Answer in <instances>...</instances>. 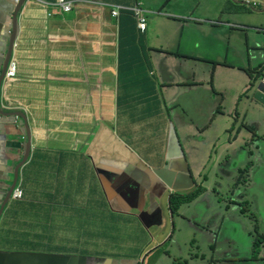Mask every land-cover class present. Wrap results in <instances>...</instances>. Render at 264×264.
I'll return each instance as SVG.
<instances>
[{
  "label": "crops",
  "instance_id": "obj_1",
  "mask_svg": "<svg viewBox=\"0 0 264 264\" xmlns=\"http://www.w3.org/2000/svg\"><path fill=\"white\" fill-rule=\"evenodd\" d=\"M70 1L63 13L56 0H26L15 18L14 0H0V72L8 26L17 31L16 75L3 78L0 109L25 114L27 124L0 115V236L13 246L0 250V264H21L13 253L48 255V264H162L150 259L173 236L169 199L193 194L207 159L224 147L220 139L241 123L237 92L248 81L260 80L253 100L264 110V75L247 74L264 66V44L249 53L243 43L264 26V0H249L257 8L235 0ZM112 6L148 11L145 33L130 10L113 18ZM221 16L236 21L216 24ZM245 20L248 29L240 26ZM209 61L238 66L245 84L223 88V73ZM28 139L30 157L18 172L22 198L5 201ZM243 161L240 151L235 162ZM177 219L189 233L192 262L199 258L189 253L198 245L194 223Z\"/></svg>",
  "mask_w": 264,
  "mask_h": 264
},
{
  "label": "rangeland",
  "instance_id": "obj_2",
  "mask_svg": "<svg viewBox=\"0 0 264 264\" xmlns=\"http://www.w3.org/2000/svg\"><path fill=\"white\" fill-rule=\"evenodd\" d=\"M198 2L201 6L205 4L204 0ZM225 19L224 16H221V21L215 19V22L216 24H220L219 22L233 24L236 21V17ZM240 24L246 29L250 26L246 20ZM216 26L223 27L222 25ZM257 29L258 32H254V35H249V38L243 41V43H247L249 53L256 43L262 41L264 44V26L257 27ZM231 43H235L233 39ZM229 63L209 61L206 63V67H209L214 73H223V88L228 84H232L233 87L243 86L246 82L243 80L244 73L238 66H230ZM247 74L255 77L263 76L264 66L260 67L258 73ZM261 83H264V79ZM259 86V79L255 85L252 81H248L237 92L238 98L242 100L239 103L241 112H243L240 117L241 123L238 122L237 125L229 127V133L220 139L219 144L227 148L222 151L224 147H218L207 159L205 169L198 175V186L195 188L201 190L200 194L194 199L190 196L187 197L186 199L189 201L182 204L183 208L182 205L176 204L178 200L174 201L171 206V209H175L171 242L166 241L151 257V262L160 260L162 264H206L205 258H203L205 256L211 261V264H264V198L262 200L264 170L261 165L262 161L264 162V110L260 103L253 100L254 89H259ZM205 128V125L201 126V130H205ZM230 136L231 141H226V138H230ZM234 138L239 143H244L238 150H235L234 145L231 144ZM240 151L244 152V161L238 165L235 160ZM221 154H223L222 157ZM233 162L236 163L235 166H232ZM201 195L202 197L197 203L190 204ZM243 197L248 200H243ZM226 207H230L231 210L232 207H236L239 210L233 214L234 219L231 214H225ZM33 214L31 213V216ZM178 215L187 216L194 223L195 232L198 235V245L192 243L189 253L198 255L199 258L192 262L185 254V249L189 245L187 242L189 233L181 220L177 219ZM13 230L14 228H8L5 232L6 235L13 234ZM130 230V227L124 229L123 233L126 237ZM211 236L214 238H212L213 240L210 239ZM128 238L131 237L122 238L120 242L125 245L130 244L131 241ZM172 242L178 244L181 254L173 249ZM9 243L8 240L0 236V250L12 248L13 246ZM129 247L132 248L130 252H134L135 248L132 245ZM117 250L118 254H121L119 248ZM228 258L237 260H224ZM242 259L251 262L242 261ZM218 260L224 261L219 262Z\"/></svg>",
  "mask_w": 264,
  "mask_h": 264
},
{
  "label": "water",
  "instance_id": "obj_3",
  "mask_svg": "<svg viewBox=\"0 0 264 264\" xmlns=\"http://www.w3.org/2000/svg\"><path fill=\"white\" fill-rule=\"evenodd\" d=\"M228 1L233 3L231 0H228ZM25 2H26V0H18V1L14 0L15 9H14L13 15H15V18L17 17L21 7L23 6V4H25ZM241 5L244 6V7H250V8L252 7L251 5L244 4V3H241ZM8 27L13 29V33H12V38H11L12 40H11V43H10L9 55H8L6 63H4V66L2 67V70L0 72V87H1V84H2V81H3V78L5 76L6 70L8 68L9 62L11 60L12 51H13V45H14V42H15V40L17 38V31L15 30V27H13L12 25H9ZM10 34H11L10 30L7 28L6 36L9 39H10ZM0 115H11L12 117H22L24 122H25V124H26L25 114H23V113H9L8 114L6 112H3L0 109ZM26 130H27V124H26ZM172 136L176 139V135L175 134H172ZM176 141H177V139H176ZM30 152H31V144H30V139H28V141L26 142V151H25V154H24V158H23L21 164L18 166V168L16 170V180H14V183H13L12 187L10 188L9 193L7 194V197H6L5 201H7V200H9L11 198L12 192H13V190H14L16 184H17V181H18L19 169H20V167L22 165H24L28 161V159L30 157ZM184 171H185V174L189 177L186 168H184ZM156 172H158V171H156ZM225 212H226V208H225ZM237 212H239V210H237V208H232V210L230 208V213L229 214L232 215V214L237 213ZM9 255L13 256L15 259L20 260L21 264H48V263H51V262H49L50 259H49L48 255H42V254L33 255V254H20V253H13V254H9ZM71 264H74V262L71 263Z\"/></svg>",
  "mask_w": 264,
  "mask_h": 264
},
{
  "label": "built area",
  "instance_id": "obj_4",
  "mask_svg": "<svg viewBox=\"0 0 264 264\" xmlns=\"http://www.w3.org/2000/svg\"><path fill=\"white\" fill-rule=\"evenodd\" d=\"M236 1L242 2L244 4L249 3L248 0H236ZM54 5L58 6L59 10H61L63 13L69 12L73 8V2H71L70 0H56ZM254 7H256V5H254ZM122 10H130L136 20V27L139 33H143V32L145 33L147 28V23H146L147 13L149 12L138 6H135L133 8L112 6V10H111L112 17L116 19L119 18L120 12ZM15 75H16V63L11 60L5 76L7 78H13ZM22 195H23V190L21 188V185L17 184L12 192V199L19 200L22 198Z\"/></svg>",
  "mask_w": 264,
  "mask_h": 264
},
{
  "label": "trees",
  "instance_id": "obj_5",
  "mask_svg": "<svg viewBox=\"0 0 264 264\" xmlns=\"http://www.w3.org/2000/svg\"><path fill=\"white\" fill-rule=\"evenodd\" d=\"M200 192H201L200 189H195V191L193 192L192 195H190V197L194 199V198H196V197L200 194ZM174 198H175V197H172V198L169 199V204H170V205H169V208H170V212L173 213V214H174V212H175V209H174V208L171 209V206H173L174 201L178 200V201L176 202V204H178V205L185 204V203H187V202L189 201V199H186V198H181V199H174ZM253 259H254V258H253Z\"/></svg>",
  "mask_w": 264,
  "mask_h": 264
},
{
  "label": "flooded vegetation",
  "instance_id": "obj_6",
  "mask_svg": "<svg viewBox=\"0 0 264 264\" xmlns=\"http://www.w3.org/2000/svg\"><path fill=\"white\" fill-rule=\"evenodd\" d=\"M235 1H236V0H235ZM238 2H239V1H238ZM248 2H249L248 4L252 6V8H257L258 3H253V2H251V1H249V0H248ZM254 5H256V7H254ZM17 184H18V181H17ZM17 184H16V185H17ZM8 193H9V192H8ZM6 197H7V196H6ZM11 198H12V195H11Z\"/></svg>",
  "mask_w": 264,
  "mask_h": 264
},
{
  "label": "clouds",
  "instance_id": "obj_7",
  "mask_svg": "<svg viewBox=\"0 0 264 264\" xmlns=\"http://www.w3.org/2000/svg\"><path fill=\"white\" fill-rule=\"evenodd\" d=\"M17 47V44L16 43H14V45H13V48H16ZM9 64H10V62H9ZM9 66V65H8ZM8 69V68H7ZM7 71V70H6ZM6 74V73H5ZM5 77V76H4ZM189 175V174H188ZM190 177V176H189Z\"/></svg>",
  "mask_w": 264,
  "mask_h": 264
}]
</instances>
